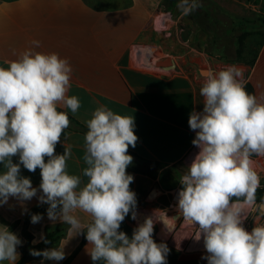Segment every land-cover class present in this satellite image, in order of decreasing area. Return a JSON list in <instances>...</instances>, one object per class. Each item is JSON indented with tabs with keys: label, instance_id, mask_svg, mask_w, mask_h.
<instances>
[{
	"label": "crops",
	"instance_id": "crops-1",
	"mask_svg": "<svg viewBox=\"0 0 264 264\" xmlns=\"http://www.w3.org/2000/svg\"><path fill=\"white\" fill-rule=\"evenodd\" d=\"M180 3L0 0V49L7 50L0 56H20L31 49L56 53L69 61L72 72L67 96L78 97L81 107L75 114L63 103L58 109L86 128L100 106L134 118L138 140L135 148L129 146L133 162L127 172L134 176L130 188L136 194V219L130 212L120 226L129 238L140 225L138 216L158 219L167 211L174 191L182 188L180 178L199 151L192 144L195 132L190 130L188 119L193 110L203 111L200 88L205 79L227 65H235L242 70L247 92L264 100V0H196L198 7L187 13ZM34 40L40 42L39 47L32 44ZM0 64L6 65L2 59ZM85 134L70 121L55 148V153L62 155L64 146L71 147L66 171L81 176L78 191L88 182L83 176L87 167L83 160ZM251 160L260 186L255 204L244 209L247 219L243 226L249 232L264 225V209L260 207L264 203V156L253 154ZM13 162L18 163V157H13ZM4 171L0 165V173ZM20 174L30 178L38 192L31 200L10 197L0 205V225L7 226L22 241L17 247L16 264H94L87 251L92 246L85 238L86 228L75 235L68 231L69 224L48 218L49 205L38 199L42 194L40 169L29 172L21 165ZM33 214H40L42 219L32 223ZM73 214L82 224L92 222L79 209ZM177 214L162 218L167 228L174 229L180 223L196 229L182 216L175 219ZM159 232H153V239L167 245V264H207L202 258L206 251L191 244L178 247ZM49 233L57 240L40 248ZM51 248H63L65 259L46 260L30 254L32 249Z\"/></svg>",
	"mask_w": 264,
	"mask_h": 264
},
{
	"label": "clouds",
	"instance_id": "clouds-1",
	"mask_svg": "<svg viewBox=\"0 0 264 264\" xmlns=\"http://www.w3.org/2000/svg\"><path fill=\"white\" fill-rule=\"evenodd\" d=\"M185 13L198 7L196 0H181ZM39 47V41H32ZM0 66V205L10 197L21 201L37 196L21 165L29 172L40 169L38 197L49 205L48 218L70 225V233L86 228L91 260L104 264H167L169 249L153 239L154 218L147 217L134 229L131 238L120 231L129 213L136 219V194L130 185L134 176L127 172L135 148L134 118L98 107L87 123L85 154L86 186L79 191L81 176L66 171L71 147L57 155L64 130L70 126L63 103L72 113L81 107L76 96L68 97L72 68L56 53L44 54L31 49L14 61ZM203 111L193 110L188 125L195 132L192 144L199 149L179 183L176 210L196 227L194 237L203 239L207 264H264V225L249 232L243 226L245 208L255 204L260 177L253 167V154L264 156V100L247 92L243 73L227 65L208 76L200 88ZM18 157V163L13 162ZM47 157V162L45 158ZM77 209L91 217L82 224L73 214ZM42 219L33 214L32 223ZM22 241L7 226L0 225V262L16 264L17 247ZM45 243H48L45 240ZM46 260L65 259L63 248L30 250Z\"/></svg>",
	"mask_w": 264,
	"mask_h": 264
},
{
	"label": "rangeland",
	"instance_id": "rangeland-1",
	"mask_svg": "<svg viewBox=\"0 0 264 264\" xmlns=\"http://www.w3.org/2000/svg\"><path fill=\"white\" fill-rule=\"evenodd\" d=\"M7 50H3L0 49V54L6 53ZM19 56H10V55H5V56H0V59L4 60V63L6 65H8L6 62L8 61H12L14 58H18ZM4 64H0V66H6ZM167 213H163L162 215L159 216L158 219L154 220V232L158 231L160 229V232H164L165 233V238L167 240H171L173 241V244L178 246V247H182L184 248L187 245H192L193 248L195 249H199L201 251H206L205 247H204V243H203V239L201 238V240L197 241L194 239L197 229H193V228H188L184 225L180 226L179 224H176L175 228H167L165 226L164 220L162 218H164L165 216L171 217L172 214L176 213L177 210L176 208H171L170 205L167 206ZM174 212V213H173ZM178 213V212H177ZM141 215H143L142 213H140ZM149 217L148 215H144L142 217L138 216V223L142 224L144 222V220ZM144 219V220H143ZM171 221L173 222L174 225V221L173 219H171ZM169 230H171L170 232H168ZM159 232V233H160Z\"/></svg>",
	"mask_w": 264,
	"mask_h": 264
},
{
	"label": "trees",
	"instance_id": "trees-1",
	"mask_svg": "<svg viewBox=\"0 0 264 264\" xmlns=\"http://www.w3.org/2000/svg\"><path fill=\"white\" fill-rule=\"evenodd\" d=\"M58 111L64 112V111H62L61 109H58ZM65 113H66V112H65ZM66 114H67V113H66ZM67 115H68V114H67ZM68 117H69V120L75 122V123L80 127V129H81L82 131H84L85 133L88 131V128H86V127L82 126L81 124H79L78 122H76L74 119H72L71 116L68 115ZM45 240H47L48 243H45V241H44V242L39 246V247L42 248V249H44V248H46L47 246L53 244V243L57 240V238H54L53 233H49V234L46 236Z\"/></svg>",
	"mask_w": 264,
	"mask_h": 264
},
{
	"label": "built area",
	"instance_id": "built-area-1",
	"mask_svg": "<svg viewBox=\"0 0 264 264\" xmlns=\"http://www.w3.org/2000/svg\"><path fill=\"white\" fill-rule=\"evenodd\" d=\"M180 191V189H177L176 191H174V193L172 194V200L171 202L169 203L170 207L171 208H176V205H177V201H176V198L178 197V192Z\"/></svg>",
	"mask_w": 264,
	"mask_h": 264
},
{
	"label": "water",
	"instance_id": "water-1",
	"mask_svg": "<svg viewBox=\"0 0 264 264\" xmlns=\"http://www.w3.org/2000/svg\"><path fill=\"white\" fill-rule=\"evenodd\" d=\"M260 207H261V209H264V203H263V204H261V206H260ZM180 217H181V216H179V214H177V215H176V217H175V219H179Z\"/></svg>",
	"mask_w": 264,
	"mask_h": 264
},
{
	"label": "bare ground",
	"instance_id": "bare-ground-1",
	"mask_svg": "<svg viewBox=\"0 0 264 264\" xmlns=\"http://www.w3.org/2000/svg\"><path fill=\"white\" fill-rule=\"evenodd\" d=\"M176 201L178 202V197L176 198ZM144 220V219H143Z\"/></svg>",
	"mask_w": 264,
	"mask_h": 264
}]
</instances>
